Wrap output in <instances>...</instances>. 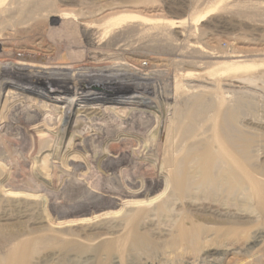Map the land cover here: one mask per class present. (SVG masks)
Listing matches in <instances>:
<instances>
[{"label": "rangeland", "instance_id": "rangeland-1", "mask_svg": "<svg viewBox=\"0 0 264 264\" xmlns=\"http://www.w3.org/2000/svg\"><path fill=\"white\" fill-rule=\"evenodd\" d=\"M66 1L74 3L79 0ZM82 1L111 5L113 9L104 14L107 16L117 12L165 20L181 18L188 20L192 15L211 6H216L217 10L215 14L205 18L196 26L188 20L183 27L171 30L167 38L160 33L156 36V32H153L152 37L146 36L139 42L140 46H145L143 48L145 54L162 61L156 63L161 67H152L149 69L151 72L147 70V73H151L159 83L154 84L155 91H158L156 93L149 92L147 95L135 93L118 103L100 101L82 103L71 110L73 114L71 112L66 116L67 104L56 105L53 100L12 87L13 105L7 113H4L0 122V137L6 138L3 141L0 139V217L1 215L15 217L24 214L23 212L41 215L47 212L52 214V219L56 221L62 219L77 221L88 218L93 213V216L99 215L101 219L116 220L121 215L122 206L125 207L130 202L131 205L136 206L138 204V202L134 203L136 200H144L142 203L147 204L146 208L140 212L136 222L147 216L152 209L163 208V216L152 217L153 227H150L151 230L159 231L178 224L180 217L194 214V207L191 209L181 200L169 201L165 206L162 204L169 192L167 183L163 181L164 175H161L159 184L151 185V190L137 199L126 196L143 191L145 185L140 179L150 177L152 171L158 169L160 157L153 156L149 162L142 161L135 166V161L128 165L125 163L130 159V154L144 159L153 155L154 145L157 142L162 144L163 126L173 121L180 112L187 113L193 99L201 95L199 90L204 91L202 95L205 94L203 100L206 111L202 115L203 118H220L224 116L223 111L227 117L233 114L235 121L233 131L236 139L247 142L244 153L247 154L248 169L264 180V0ZM73 27V30L67 32L69 44L63 43L59 46L60 57L78 58L82 54L80 49L83 47L80 44L78 28L74 25ZM57 36L62 35L57 34ZM184 43H198L204 49V53L202 48L201 50L185 49L182 46ZM234 61L239 62L240 66L235 70H226ZM188 70L212 71L218 76L194 81L178 75L181 71ZM233 77H236L235 81ZM176 79L178 84H174ZM148 98L157 99L160 106L159 113L149 112L135 104ZM55 107L62 109L56 111ZM86 109L98 116H84L83 111ZM19 114L24 118L27 115L31 118L36 117L34 127H40L47 135L45 140L49 150L39 152V143L29 138L32 133L23 131L18 123ZM67 117L68 124L63 125ZM70 138L72 139L70 146L73 143L78 146L74 152H69L71 154L67 158V165H64L63 160H57L54 164L57 155L55 148L60 146L62 150L68 145ZM60 141L61 145H59ZM97 155L99 159L95 161ZM237 159L239 163H243V154L238 155ZM116 161H120L118 166L114 163ZM52 166L62 171L60 176L62 182L57 186L56 191L50 193L45 189L44 179L47 180L51 175ZM78 166L86 169L81 175L74 174V169ZM90 178L95 180L94 185L88 181ZM129 182L133 185H129ZM113 193L114 195H111ZM241 193L230 195L222 187L215 202L211 200L204 201V204L200 202L199 205L203 206L206 212H216L217 209L223 219L239 218L237 224H229L225 221L215 224L198 221L201 225L199 228H203L204 236L209 238L207 245L229 244L238 248L248 242L254 229L263 226L264 221L259 218L255 210L257 202L251 196V191ZM167 206H170L169 209L164 210L168 208ZM176 214L179 218L175 216ZM185 222L183 223L186 225ZM12 223L16 224L15 226L19 225L17 220L7 221L5 224L10 226H4V229L9 227V230L14 229ZM138 227L136 230L141 233V227ZM144 236L146 238L149 236L148 244L153 242L152 249L156 248H154L155 255L152 253V258L150 256L148 258L162 259L161 249L171 241L170 237L157 239V235L150 233ZM76 240L82 242L77 238L72 241L79 245L74 252L76 256L97 257L95 255L98 251L95 253L96 250L94 251L92 247L82 245L88 243L79 244ZM185 245L184 242H178L173 246L175 248H165L163 254L177 264L182 255L186 256L193 252ZM46 252L48 253L47 249H40L34 253L28 264H33L37 259L43 260ZM119 254L120 264H132L139 258L145 257L143 254L136 256L134 249L126 245ZM260 255V263L264 264V253ZM62 256L63 254L56 264H85L78 257L64 255L63 259ZM132 257H135V260ZM95 258L87 264H111V259L98 263ZM228 260L229 264H257L251 251L246 248L236 250Z\"/></svg>", "mask_w": 264, "mask_h": 264}, {"label": "bare ground", "instance_id": "bare-ground-1", "mask_svg": "<svg viewBox=\"0 0 264 264\" xmlns=\"http://www.w3.org/2000/svg\"><path fill=\"white\" fill-rule=\"evenodd\" d=\"M111 8L109 4L99 5L97 2L89 3L82 0L74 3L66 0H0V122L4 113H7L13 105L12 87L53 100L56 105L67 104L66 116L82 103L95 101L118 103L135 93L142 95H147L149 92L156 93L154 84L159 83L155 81L151 73H147V70L159 67L160 65L156 64L159 58H152L145 54L143 52L145 46H140L139 42L146 36L152 37L153 32H156V36L160 33L167 38L171 30L183 27L188 20L196 26L205 18L215 14L217 10L216 6H211L192 15L188 20L186 18L165 20L117 12L108 16L104 15ZM73 25L78 28L80 44L83 47L80 49L82 54L78 58L60 57L59 46L63 43L69 44L67 32L73 30ZM57 34L62 36L58 37ZM199 45L184 43L182 46L185 49L201 50L202 47ZM202 50L204 53L203 48ZM239 64L234 61L226 70H235L240 66ZM182 72L178 75L187 80L194 79V81L195 79L203 81L204 78L214 76L216 78L217 75L212 71ZM234 79L236 77H233ZM177 81L176 79L174 84H178ZM199 93L201 95L199 94L192 103L190 102L187 113H182L183 111L180 114L177 113L173 121L163 126L162 144L157 142L154 145L153 155L144 159L130 154V159L125 163L128 165L135 161V166L142 161L149 162L153 156L160 157L158 169L153 170L150 177H141L140 180L145 185L143 191L126 196L137 199L149 192L151 185L159 184L161 175H164L163 181L167 183L169 192L162 204L165 206L169 201L181 200L191 209L194 207V214H187L180 218L176 214L175 216L180 220L179 223L167 229H158L159 231L151 230L150 227H153L152 217L163 216V208L162 210L152 209L147 216L136 222L140 212L146 208L147 204L142 203L144 200H136L134 202H138L136 206L131 205L132 202L126 205L127 208L122 206L121 215L116 220L101 219L99 215L93 216V213L88 218L77 221L63 219L56 221L52 219V214L47 212L42 215L23 212L24 214L15 217L1 215L0 222L4 223L0 224V264H28L30 257L40 249H47L48 253H45L43 260L37 259L33 264H56L61 254L63 259L64 255L77 258L78 255L76 256L74 252L79 245L72 242L74 238L88 243L82 245L92 247L94 251L96 250L95 253L98 251L95 255L97 257H94L98 263L111 259V264H120L119 253L126 245L134 249L136 256L145 255L143 258L138 257L139 259L132 264H175L171 258L164 256L163 251L165 252V248H175L173 246H176L178 242H184L185 246H189L193 252L186 256L182 255L177 264H229L228 257L233 256L236 250L243 248L251 251L255 263L261 264L260 254L264 253V224L254 229L248 242L238 248L229 244L207 245L209 238L204 236L203 228H199L200 220L212 224L223 221L229 224L238 223L237 217L223 219L217 209L216 212H206V209L199 205L200 202L204 204L207 200L215 202L222 187L230 195L251 191V196L257 202L255 210L259 218L264 221V180L248 169L247 154L244 153L247 142L236 139L233 131L235 122L233 114L227 112L230 115L227 117L223 111L224 116L220 118H203L202 115L206 111L203 100L205 94L202 95L203 90H199ZM135 104L155 114L160 112L156 98L140 100ZM60 109L62 108L55 107L56 111ZM83 114L86 117L98 116L89 109L84 110ZM28 116L24 118L19 114L18 123L23 131L32 133L29 138L39 143L40 153L49 150L45 140L47 135L40 127H34L36 117ZM67 124L68 117L63 125ZM71 138L62 150L60 146L55 148L57 155L53 161L54 164L57 160H63L64 165H67V158L71 154L69 152H74L78 146L74 145L75 143L70 146ZM0 139L6 140L4 136ZM242 154L243 163H239L237 156ZM98 159L99 155L96 156L95 161ZM114 163L118 166L120 161ZM51 169V175L47 180L44 179L45 189L50 193L56 191L57 186L62 182L60 177L62 171L55 166ZM74 170L75 175H81L86 171L80 166ZM88 181L93 185L95 183L92 178ZM128 184L133 185L131 182ZM167 207L164 210L169 209L170 206ZM12 220L19 221V225L15 226L16 224L12 223L14 227L11 226L14 229L9 230L10 227L4 229V226L8 227L11 224V222L9 224L5 222ZM138 226L141 227V233L136 230ZM149 233L157 235V239L170 237L171 241L162 247V253L158 252L163 256L162 259L148 258L149 256L152 258L151 254L156 252L155 247L152 249L153 242L149 244L147 242L149 236L147 238L144 236ZM76 241V243H82ZM94 258L78 257L85 264L90 263Z\"/></svg>", "mask_w": 264, "mask_h": 264}]
</instances>
